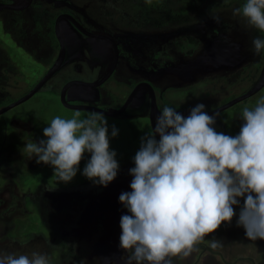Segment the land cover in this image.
Masks as SVG:
<instances>
[{"label": "flooded vegetation", "instance_id": "1", "mask_svg": "<svg viewBox=\"0 0 264 264\" xmlns=\"http://www.w3.org/2000/svg\"><path fill=\"white\" fill-rule=\"evenodd\" d=\"M128 1L0 0V112L7 109L0 114V122H16L19 125L20 122H38V119L39 122H50L56 116L71 118L75 112H80V118L84 119L94 112L84 109L86 107L106 112L117 111L137 86L141 85L125 113L113 117L104 114L110 129L115 125L121 130V138H128L133 132L134 138L140 141L154 127L156 117L165 105L175 108L185 117V114H190V109L181 105L179 98L181 90L189 88L179 85L173 88V84L166 78H160L163 73L170 72L168 68L185 72L188 62L199 60L200 63L209 56L217 58L225 55L229 44L239 49L246 43L248 50L253 51V38H264V32L249 28L242 16L233 14V9L241 7L246 0H206L203 4L205 12L193 17L188 27L192 25V29L186 30L190 32L189 35L174 31L153 37L147 34L148 27L144 22L141 25L133 23V12L126 9ZM213 15L219 16V23L212 19ZM135 31L141 33L137 36ZM223 49L225 51L222 52ZM68 60L71 61V67L67 66ZM253 62H245L248 65L243 64L241 72L236 76L217 78L211 75L206 78L208 83L226 82L222 93L209 92L207 95L219 94L216 99L231 96L225 102L211 99L214 101L210 100L212 105L206 110L208 113L245 95L260 83L264 76V52L256 55ZM124 65L129 66L126 72L128 75L118 80L115 76L118 70L124 69ZM150 77L157 78L151 80ZM251 79L254 85L246 90V82H252ZM44 80V84L34 92ZM235 82L237 87H228ZM144 83L150 84L152 88L144 86ZM117 88H120L118 92ZM31 93L30 97L21 102ZM237 104L240 102L232 106ZM51 111L58 112L51 116ZM222 111L218 114L221 115ZM47 112L49 117L46 116ZM117 117L120 118L111 120ZM226 122L241 125V113L237 112L231 118L216 117L215 126L228 132ZM121 127L127 130L124 132ZM156 138L159 139V136ZM119 144L122 146L123 142ZM134 156L131 153L128 158L133 159ZM118 175L121 178L112 182H123L117 187L110 183L107 187L95 184L91 189L93 191H86L85 186H81L77 192L85 195L83 211L78 217L70 216L68 219L74 224L78 222L79 227L83 224L84 227L80 228L85 236L102 234L98 242L100 253L112 255L117 261L120 260L119 256L114 254L118 250L120 256L128 255L120 247L122 229L118 222L122 215L131 214L119 201V196L123 192L132 191L130 184L126 186L124 173ZM47 230H51L50 223ZM36 234L40 235L39 232ZM66 234L68 232L60 236L70 242L69 237L74 239L75 235L81 233L77 229L71 235ZM199 249L196 246L191 255H195ZM190 256L184 259L173 258V264L191 261Z\"/></svg>", "mask_w": 264, "mask_h": 264}, {"label": "clouds", "instance_id": "2", "mask_svg": "<svg viewBox=\"0 0 264 264\" xmlns=\"http://www.w3.org/2000/svg\"><path fill=\"white\" fill-rule=\"evenodd\" d=\"M151 3V0H146ZM249 28L264 32V0H246L233 9ZM217 23L218 15H213ZM254 54L264 52V38L252 40ZM197 104L185 117L165 105L152 129L141 137L134 156L131 192L119 201L130 215L121 216L120 247L128 255L124 264H173L196 250L209 234L236 215L237 226L250 240H264V97L253 109L242 110L238 134L226 135L215 128L218 113L209 115ZM80 112L71 118L56 116L43 129L46 139L27 142L23 151L36 163L51 165L54 176L71 182L85 153H90L83 175L107 187L120 168L110 148L109 126L102 112ZM157 135L159 139H157ZM111 136H118L112 126ZM212 249L221 247L210 241ZM0 264H52L47 253L0 250Z\"/></svg>", "mask_w": 264, "mask_h": 264}, {"label": "rangeland", "instance_id": "3", "mask_svg": "<svg viewBox=\"0 0 264 264\" xmlns=\"http://www.w3.org/2000/svg\"><path fill=\"white\" fill-rule=\"evenodd\" d=\"M205 1L151 0V3H148L146 0H130L126 9L132 10L134 24L141 25L144 22L147 25V34L150 37L174 33V31L178 34L189 35L190 32L186 30L192 29V25L190 28L188 27L192 23L193 17L200 16L205 12V9L203 10ZM197 9L200 10L197 11ZM135 33L137 35L141 31H135ZM240 33L242 34L243 30ZM237 48V46L229 44L225 55H219L217 58L209 56L201 60L200 63L199 60L188 62L185 66V72L168 68L170 72L163 73L160 78H166L173 84V88L177 85L189 88L188 90H181V93L178 91L180 93L179 98H181L180 103L185 108L191 109L197 104L203 103L206 105V111L212 105L210 100H215L219 95L209 96L207 93H222L225 90L223 87H226V82L213 83L211 81L208 83L206 78L211 75L217 78L236 76L241 72L243 64L248 65L245 62L254 63L253 61L256 59V54L254 51L248 50L246 43L244 47ZM70 63L71 61L68 60L67 66L71 67ZM123 67L124 69L118 70L115 76L118 80L124 79L128 75L126 72L129 66L126 65L125 67L124 65ZM155 78L157 77H150L149 79L154 80ZM248 83L247 81L246 90L254 85L253 81ZM237 86V82L228 85L230 88ZM216 87L219 90H207ZM119 90L120 88H117L116 91ZM229 97L225 96L216 100L225 102L230 99ZM262 97H264V88L251 99L222 111L217 118H231L237 112L242 115L243 108L253 109ZM57 112L51 111V116ZM46 116H50L49 112L46 113ZM118 118L120 117L111 120ZM15 123L0 122V250L29 254L32 251L47 253L51 257L52 264H124L122 257L126 256H120L119 250L114 254L116 257L119 256L120 260L118 261L112 255L100 253L101 247L98 242L102 234L96 233L91 237L85 236L82 234L83 224L80 225V227L82 226L80 228L78 222L74 224L68 221L70 216L78 217L79 213L83 211L85 195L77 192L79 188L85 186L86 191H93L91 189L94 188L95 184L83 175V169L91 158V154L85 153L79 165V171L71 182L59 181L58 177L54 176V169L51 165L37 164L35 156L29 158L28 154L23 151L27 142L38 143L40 139H46L43 135V129L50 122H39L38 119V122H20V125ZM225 124L228 126V132L225 129H218V126L215 128L226 135L238 134L239 123L226 122ZM111 129L109 128L110 148L117 153L116 159L120 165L118 173H124V181L127 186L133 179L129 170L135 165L134 158L128 157H131V153L136 154L139 150L141 139L139 141V138H134L133 132L128 138H121L119 128L118 136L112 137ZM121 129L124 132L127 130L123 127ZM120 142H123L122 146H120ZM116 178L120 179L121 176L117 175ZM122 182L123 180L111 182L110 185L117 187ZM67 197L69 198L66 201ZM238 199H240V205L233 206L236 215L231 223L224 222L215 233L206 236L204 242L197 245L198 248L200 247L199 251L190 256L191 261H183V264H264V240L248 239L244 235L245 229L237 226L241 206L244 204L243 198ZM49 223L51 230L48 232ZM118 224L120 225V222ZM89 228L85 227V229ZM77 229L81 234L75 235L74 239L69 237L70 242L67 238L60 236L61 233L67 232L66 235H71ZM37 232L40 235L36 234ZM213 238L219 240L222 246L212 249L210 241ZM68 246L69 248H67Z\"/></svg>", "mask_w": 264, "mask_h": 264}, {"label": "water", "instance_id": "4", "mask_svg": "<svg viewBox=\"0 0 264 264\" xmlns=\"http://www.w3.org/2000/svg\"><path fill=\"white\" fill-rule=\"evenodd\" d=\"M58 31V30H57ZM58 33H59V31H58ZM65 55V47H64V45H63V55L62 56H64ZM59 65V64H58ZM57 67H55L54 68V70L56 69ZM53 70V71H54ZM46 80V79H45ZM45 80L44 81H42L40 84H38V86H37V88L34 90V92L35 91H37L43 84H44V82H45ZM81 85H83L82 83H80ZM144 86H147V87H149L150 89L152 88L151 87V85L150 84H148V83H144L143 84ZM141 87V85L140 86H137V88L131 93V95L129 96V98L127 99V101L125 102V104L119 109V110H117V111H111V112H106V111H102V110H100V109H97V108H89V107H86V108H84V109H86V110H92V111H94V112H102L103 114H105V115H107V116H118V115H120V114H122V113H125L127 110H128V108L130 107V105H131V103H132V100L135 98V96H136V94H137V92H138V89ZM264 87V76H263V78L261 79V81H260V83L254 88V89H252L250 92H248V93H246L245 95H243V96H241V97H239V98H237V99H235V100H233V101H231V102H229V103H227L226 105H224V106H222L221 108H219V109H217L216 111H214V112H212V113H218V112H220V111H222V110H224V109H227V108H229V107H231L232 105H234V104H236V103H238V102H241V101H243L244 99H247L248 97H250V96H252V95H254L255 93H257L260 89H262ZM33 93H31V94H29L25 99H23L21 102H23V101H25L28 97H30L31 95H32ZM64 95V94H63ZM20 103V102H19ZM19 103H15L14 105H17V104H19ZM13 105V106H14ZM10 107H12V106H10ZM76 109H80L79 107H76ZM7 109H4V110H2L1 112H0V114L1 113H3L4 111H6ZM212 113H208L209 115H211ZM186 116H188L189 114H185ZM151 120H153V119H151Z\"/></svg>", "mask_w": 264, "mask_h": 264}]
</instances>
